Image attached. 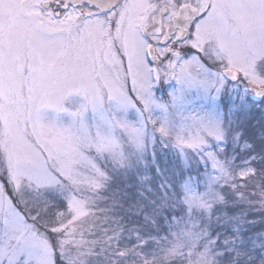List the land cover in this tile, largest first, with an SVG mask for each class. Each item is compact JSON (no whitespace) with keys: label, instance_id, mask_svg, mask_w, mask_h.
I'll list each match as a JSON object with an SVG mask.
<instances>
[{"label":"snow or ice","instance_id":"snow-or-ice-1","mask_svg":"<svg viewBox=\"0 0 264 264\" xmlns=\"http://www.w3.org/2000/svg\"><path fill=\"white\" fill-rule=\"evenodd\" d=\"M229 82L264 98V0H0V264H70L58 221L37 226L40 209L56 220L82 207L63 193L108 164L117 141L136 143L157 169L169 150L205 169H264V141L237 153L229 144L241 133L212 115L173 121L157 95L174 86L175 108L186 92ZM73 93L84 102L71 126L42 122L43 110L67 112Z\"/></svg>","mask_w":264,"mask_h":264},{"label":"rangeland","instance_id":"rangeland-1","mask_svg":"<svg viewBox=\"0 0 264 264\" xmlns=\"http://www.w3.org/2000/svg\"><path fill=\"white\" fill-rule=\"evenodd\" d=\"M173 87L162 84L157 92L169 105L173 121L190 114L215 116L231 132L241 133L238 146L229 144L237 153L245 142L258 145L264 138V127L253 128L250 121L252 114L264 121V99L253 103L244 86L228 84L218 94L189 91L175 101V108L168 95ZM83 102L82 96L73 93L64 102L67 112L43 110L42 122L69 127L73 123L69 113ZM127 115L129 120L136 119L134 112ZM85 119L92 124L91 111ZM106 155L108 164L75 176L63 193L82 207L56 220L52 210L45 220L44 209H40L37 226L43 232L45 223L56 225L58 221L70 245L66 249L70 264H221L225 253L240 260L248 243L241 235L243 222L264 218V169L253 166L255 171H244L238 163L205 169L191 153L179 158L171 150L158 153L157 169L151 156L131 141L123 145L117 141ZM21 210L29 214L23 205ZM144 224L151 226L149 236L130 246ZM259 234L250 248L260 246L264 256V230ZM116 239L124 240L128 248H120Z\"/></svg>","mask_w":264,"mask_h":264},{"label":"trees","instance_id":"trees-1","mask_svg":"<svg viewBox=\"0 0 264 264\" xmlns=\"http://www.w3.org/2000/svg\"><path fill=\"white\" fill-rule=\"evenodd\" d=\"M253 103H259V102H253ZM250 119H251L250 121L252 122V124L254 126L253 128H257V126H259V127L263 126L264 127V121L260 120V118L257 117L256 115L252 114V117H250ZM255 119H257V120H255ZM252 131H253V129H252ZM261 141H264V138ZM242 208H244V207H242ZM117 209L121 210L120 207H117ZM238 209L239 208H237V210H236L237 213L241 214L242 211H238ZM121 213H123V212H121ZM237 213H235V215H237ZM261 215L264 217V213H261ZM136 219H135V221H136ZM136 224L138 225V219H137ZM242 229H243V231L241 232V235L244 238H248L246 240V241H248V243H247L248 245L245 244L246 250L243 251L242 257L240 258V260L237 261L235 259V257H231V255H232L231 253H229V254L225 253L221 264H250L249 256L256 257V264H260V259L258 257L259 255H262L260 246L254 248L253 250L250 248V246H252V241L256 236H257V238L261 237V234H259V233H260V230L261 231L264 230V218L262 219V221L260 220L257 222L256 221H254V222H249V221L243 222ZM150 230H151V226L149 224L142 225V229L137 233V236L134 237L135 239L131 238L129 245L131 246V244L136 243L138 240H140L143 237H148L150 232H151ZM115 242H116V244H118L120 246V248H123L126 250L127 243L124 240L116 239ZM256 254L258 256H256Z\"/></svg>","mask_w":264,"mask_h":264},{"label":"flooded vegetation","instance_id":"flooded-vegetation-1","mask_svg":"<svg viewBox=\"0 0 264 264\" xmlns=\"http://www.w3.org/2000/svg\"><path fill=\"white\" fill-rule=\"evenodd\" d=\"M205 63L208 65L209 68L212 67V65L209 64V63H207V61H205ZM228 84H230V85H234L232 82H229ZM240 86H243V85H240ZM251 95H253V94H252L251 91H250L249 94H248V98H250ZM262 99H264V98H261V100H262ZM261 100H260V101H261ZM256 102H259V101H256Z\"/></svg>","mask_w":264,"mask_h":264},{"label":"water","instance_id":"water-1","mask_svg":"<svg viewBox=\"0 0 264 264\" xmlns=\"http://www.w3.org/2000/svg\"><path fill=\"white\" fill-rule=\"evenodd\" d=\"M250 99L253 101H260L261 100V98L256 97L254 94L250 96Z\"/></svg>","mask_w":264,"mask_h":264}]
</instances>
